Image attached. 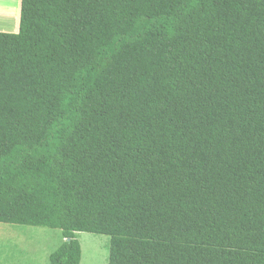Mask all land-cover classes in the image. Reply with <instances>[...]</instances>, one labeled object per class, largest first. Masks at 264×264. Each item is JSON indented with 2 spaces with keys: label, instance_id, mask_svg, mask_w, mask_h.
<instances>
[{
  "label": "trees",
  "instance_id": "1",
  "mask_svg": "<svg viewBox=\"0 0 264 264\" xmlns=\"http://www.w3.org/2000/svg\"><path fill=\"white\" fill-rule=\"evenodd\" d=\"M0 223L48 264H264V0H21L0 33Z\"/></svg>",
  "mask_w": 264,
  "mask_h": 264
},
{
  "label": "rangeland",
  "instance_id": "2",
  "mask_svg": "<svg viewBox=\"0 0 264 264\" xmlns=\"http://www.w3.org/2000/svg\"><path fill=\"white\" fill-rule=\"evenodd\" d=\"M75 238L81 247L79 264H108V236L80 232ZM63 240L56 229L0 223V264H48Z\"/></svg>",
  "mask_w": 264,
  "mask_h": 264
},
{
  "label": "crops",
  "instance_id": "3",
  "mask_svg": "<svg viewBox=\"0 0 264 264\" xmlns=\"http://www.w3.org/2000/svg\"><path fill=\"white\" fill-rule=\"evenodd\" d=\"M21 0H0V33H17ZM4 252V249H1Z\"/></svg>",
  "mask_w": 264,
  "mask_h": 264
}]
</instances>
